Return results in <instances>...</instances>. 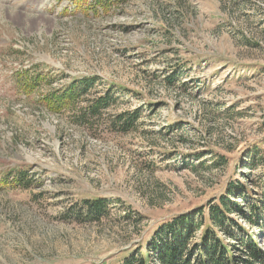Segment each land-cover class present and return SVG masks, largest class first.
<instances>
[{
  "label": "rangeland",
  "instance_id": "374dc122",
  "mask_svg": "<svg viewBox=\"0 0 264 264\" xmlns=\"http://www.w3.org/2000/svg\"><path fill=\"white\" fill-rule=\"evenodd\" d=\"M77 4L0 0V264H120L187 214L190 247L236 179L230 218L264 252V0Z\"/></svg>",
  "mask_w": 264,
  "mask_h": 264
},
{
  "label": "trees",
  "instance_id": "16d2710c",
  "mask_svg": "<svg viewBox=\"0 0 264 264\" xmlns=\"http://www.w3.org/2000/svg\"><path fill=\"white\" fill-rule=\"evenodd\" d=\"M76 4L81 2L84 6L97 5L102 10H107L109 5H121L127 0H75ZM79 7V5L77 4ZM81 10V9H80ZM29 80V79H28ZM97 78H81L75 79L71 84L66 86V90H60L59 100L54 99L61 106H68L70 101L77 96V92L82 90L85 92L90 89L97 82ZM32 84V83H30ZM79 85V86H77ZM73 93V94H71ZM108 97H99L91 102L90 114L100 115L101 110L108 105L106 100ZM46 102V100H43ZM49 104V103H47ZM97 115V116H98ZM84 117V116H83ZM82 117V118H83ZM244 179V177L242 176ZM238 190L245 191L249 199H252L251 190H248L241 180L230 181L226 184L224 192L215 200L209 208H199L197 214L202 217V229L200 239L198 242L187 246V242L192 238L193 229L199 227L200 223L196 224L192 215L187 214L173 219L170 223L161 225L157 231L154 232L151 241L145 247V256L140 254V250L124 257L120 264H264V252L260 247L257 239L251 232L245 229L241 224L230 218L231 212H239L237 215L243 214L242 208L237 204L236 193ZM233 202H229L232 201ZM103 200L93 202L91 206L90 215L92 219H99L104 208ZM234 206V210L229 207V204ZM252 207L256 208V204L252 203ZM206 218L204 217V213ZM254 211L243 219L247 225L256 223V217L252 216ZM232 222H236L233 224ZM224 223H231L232 226L240 232H245V237L239 243L240 247L235 244L228 246L223 237L218 234ZM238 252V255H233L232 250ZM154 255L155 259H152Z\"/></svg>",
  "mask_w": 264,
  "mask_h": 264
}]
</instances>
